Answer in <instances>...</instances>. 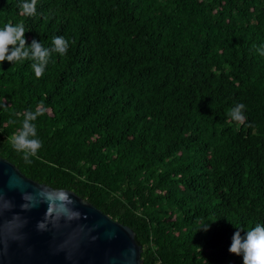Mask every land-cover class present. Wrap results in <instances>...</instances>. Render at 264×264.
Returning <instances> with one entry per match:
<instances>
[{"label": "trees", "instance_id": "1", "mask_svg": "<svg viewBox=\"0 0 264 264\" xmlns=\"http://www.w3.org/2000/svg\"><path fill=\"white\" fill-rule=\"evenodd\" d=\"M21 3L0 0V28L70 47L40 78L0 63V155L130 226L143 264H243L234 233L264 225V0ZM38 106L26 163L12 137Z\"/></svg>", "mask_w": 264, "mask_h": 264}, {"label": "water", "instance_id": "2", "mask_svg": "<svg viewBox=\"0 0 264 264\" xmlns=\"http://www.w3.org/2000/svg\"><path fill=\"white\" fill-rule=\"evenodd\" d=\"M135 236L73 190L33 180L0 155V264H143Z\"/></svg>", "mask_w": 264, "mask_h": 264}, {"label": "clouds", "instance_id": "3", "mask_svg": "<svg viewBox=\"0 0 264 264\" xmlns=\"http://www.w3.org/2000/svg\"><path fill=\"white\" fill-rule=\"evenodd\" d=\"M38 0H22L19 5L21 14L35 16ZM25 26L23 24L8 23L0 28V63L5 60L12 64L31 61V67L35 76L40 78L53 54L64 56L70 47V42L64 36L52 38V47H44L41 41L33 39L27 43ZM260 55L264 56V45L257 48ZM2 107H7L3 105ZM245 105L236 104L229 110V115L236 122H243ZM45 109L38 106L35 110L25 112L20 131L12 137V146L17 153L23 154L26 163H31V158L37 156L42 147V141L38 137L35 121L44 115ZM231 253L243 256V264H264V225L257 224L241 236L240 231L234 233L229 248ZM134 257L135 250H132Z\"/></svg>", "mask_w": 264, "mask_h": 264}]
</instances>
